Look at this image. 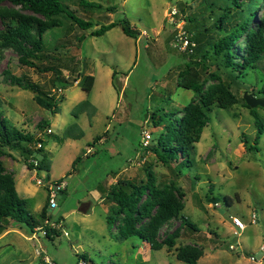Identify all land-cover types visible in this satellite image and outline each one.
<instances>
[{
  "label": "rangeland",
  "instance_id": "374dc122",
  "mask_svg": "<svg viewBox=\"0 0 264 264\" xmlns=\"http://www.w3.org/2000/svg\"><path fill=\"white\" fill-rule=\"evenodd\" d=\"M87 1L102 9L86 11L77 0L69 5L77 16L93 22L94 28L82 31L67 23L48 32L47 51L33 60L39 69L22 64L11 50L0 53L1 111L24 134L44 140L49 167L39 174L29 171L22 156L9 149H4L0 161L15 173L17 191L28 200L31 214L41 213L51 184L65 183L67 195L56 214L49 208L52 224L62 220L56 227L59 235L49 239L36 233L33 237L25 225L12 222L2 236L5 227L0 233V264H41L45 257L56 264H78L83 257L94 264H185L177 259L178 249L185 245L203 248L198 264H264V133L254 144L256 119L264 127V108L239 103L230 110L208 109L211 121L195 145L191 167H167L142 145L144 131L152 135L153 145L165 126L196 97L178 85L188 56L178 49L176 35L184 20V32L191 37L194 31L188 18L192 16L199 26L205 23L210 28L212 23L202 16L203 0ZM0 8L22 10L1 2ZM172 9L178 11L176 17ZM124 19L140 31L138 38L126 36L119 26L101 37L90 35ZM208 37L209 33L205 41ZM7 71L10 77L55 96L59 113L38 105L36 94L6 78ZM80 74L95 78L91 92L75 84ZM242 78L247 90L264 99V60ZM246 92L237 93L241 97ZM160 119L165 124L155 127ZM38 158L43 160L41 155ZM77 158L82 162L74 171ZM147 171L160 187L173 183L182 190L185 209L181 215L199 228L198 232L184 229L174 248L152 251L139 237L120 240L117 227H108L109 205L100 200L99 189L107 190L119 180H146ZM38 179L43 181L40 186ZM233 217L246 225L244 231L233 224ZM179 224L172 222L174 229Z\"/></svg>",
  "mask_w": 264,
  "mask_h": 264
},
{
  "label": "trees",
  "instance_id": "16d2710c",
  "mask_svg": "<svg viewBox=\"0 0 264 264\" xmlns=\"http://www.w3.org/2000/svg\"><path fill=\"white\" fill-rule=\"evenodd\" d=\"M71 1L75 0H0L1 3L22 8H0V53L11 50L20 57L22 64L38 68L33 60H38V55L47 51L48 32L66 27L67 23L75 24L82 31L92 30L95 24L77 16L69 5ZM77 1L86 11L102 9L101 5L87 0ZM203 5L205 12L202 16L205 19L207 16L212 25L210 28L205 23L199 26L197 17L188 18L194 31L189 38L195 47L193 53L185 52L188 56L186 66L178 76L179 87L195 92L196 97L178 113L174 122L165 126V132L161 133L158 141L146 148L147 152L167 167L176 164L184 169L193 165L190 157L211 121L208 109L216 106L230 110L239 103L250 108L244 95L240 97L238 93L247 91L256 96L254 90L246 89L241 79L247 70L258 68L264 60V0H203ZM118 26L128 37L136 39L141 34L124 19L103 25L90 35L101 37ZM201 27L204 29L201 30ZM208 33V40L205 41L204 37ZM84 38L82 36L80 42ZM4 74L6 78L10 77L8 71ZM116 74L115 71L113 79ZM10 79L23 90L35 93L38 105L53 114L59 113L55 96L39 90L30 82H22L15 77ZM77 81L87 92H91L95 85L92 75L80 74ZM61 83L67 85V81ZM44 124L50 125L48 122ZM154 124L160 127L165 123L160 119ZM256 125L258 133L255 145L259 144L264 133L259 119H256ZM100 140L98 138L96 142ZM39 143L45 144L42 138L36 140L34 136L24 134L12 125L4 117L0 106V155H5L4 149L15 151L22 156L29 171H37L39 174L49 167L44 157V144L42 149L36 148ZM38 155L43 156V160ZM33 158L39 160L38 165L31 162ZM81 162L82 158L74 161V171ZM147 175V179L140 182L119 180L107 190L99 189L102 201L109 205L108 227L110 230L117 227L120 240L139 237L152 251H160L165 246L174 248L184 229L198 232L199 228L181 215L185 209L182 190L173 183L160 187L154 174L148 172ZM49 200L48 197L38 215L28 212L29 202L21 198L17 191L15 173L8 171L0 161V228H7L13 222L25 225L32 233L41 228L47 232L45 237L49 239L59 235L56 227L60 226L62 220L59 219L54 226L51 224ZM173 221L180 222L175 229ZM166 227V232L161 235ZM203 256V248L197 245H185L177 253V259L185 264H198ZM78 264L94 263L83 257Z\"/></svg>",
  "mask_w": 264,
  "mask_h": 264
},
{
  "label": "built area",
  "instance_id": "2783aa9c",
  "mask_svg": "<svg viewBox=\"0 0 264 264\" xmlns=\"http://www.w3.org/2000/svg\"><path fill=\"white\" fill-rule=\"evenodd\" d=\"M172 16L176 17L178 14V11L176 9H172L171 11ZM184 25L185 22L184 20L177 26L178 30H177V35H176V40H177V46L178 49H180L181 51L185 52H189V53H193V47H195V44H193L189 38V36L186 34V32H184ZM79 82H75V84H78ZM59 92L62 93L63 90L60 88ZM52 130L49 128L48 129V134H51ZM143 136H144V141H143V147L146 149L151 145V141H152V135L150 133H148L147 131L143 132ZM36 148L42 149L43 148V144L39 143L37 144ZM91 153V152H89ZM31 162L34 165H38L39 160L36 159H32ZM37 173V171H35ZM38 174V173H37ZM37 184L40 186L43 184V181L41 179H38ZM58 191H65L66 190V184L62 183L61 185H58ZM58 191L54 190V185L51 184V186L49 187V202H50V208L51 209H57L59 206V194ZM232 222L233 224L240 229L241 231H244L246 229V225L237 217H233L232 218ZM256 222V216H254V220L253 223ZM52 224V223H51ZM54 226V224H52ZM36 233H40L43 236H46L47 232L42 230L41 228H37L35 229V233H33V237L36 236ZM32 237V239H34ZM232 250H235L236 248L231 246L230 247ZM39 255V253H38ZM252 261H255L254 258H251ZM41 264H56L55 261H53L52 259H50L49 257H45V259L42 261Z\"/></svg>",
  "mask_w": 264,
  "mask_h": 264
},
{
  "label": "water",
  "instance_id": "95a60500",
  "mask_svg": "<svg viewBox=\"0 0 264 264\" xmlns=\"http://www.w3.org/2000/svg\"><path fill=\"white\" fill-rule=\"evenodd\" d=\"M244 100L246 101V104L252 108H264V99L257 98L254 94L246 92L244 94ZM58 185H54V190L58 191ZM59 194V205L63 203V201L66 199L67 195L64 194L63 191H58ZM214 204L218 203V200H211ZM84 210V209H82ZM57 213V210L55 211V214ZM5 229V227L0 228V233Z\"/></svg>",
  "mask_w": 264,
  "mask_h": 264
},
{
  "label": "crops",
  "instance_id": "0c3cea01",
  "mask_svg": "<svg viewBox=\"0 0 264 264\" xmlns=\"http://www.w3.org/2000/svg\"><path fill=\"white\" fill-rule=\"evenodd\" d=\"M115 183H116V182H115ZM16 187H17V183H16ZM63 192H64V194H65L66 190L63 191ZM100 200L102 201L101 196H100ZM58 209H59V207H58L57 209H55V211H56V210L58 211ZM8 232H9V230H8V228H6V231H5V233H4L2 236H5Z\"/></svg>",
  "mask_w": 264,
  "mask_h": 264
}]
</instances>
